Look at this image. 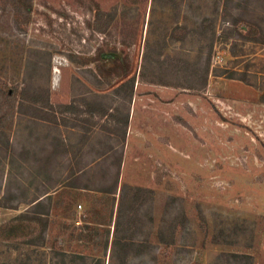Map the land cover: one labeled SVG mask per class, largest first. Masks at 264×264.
<instances>
[{
  "label": "rangeland",
  "instance_id": "1",
  "mask_svg": "<svg viewBox=\"0 0 264 264\" xmlns=\"http://www.w3.org/2000/svg\"><path fill=\"white\" fill-rule=\"evenodd\" d=\"M31 4L0 0V224L47 188L50 212L40 244L25 242L35 224L0 239V264H215L222 252L264 264V43L235 30L264 31V0ZM105 52L127 76L101 73ZM130 77L128 98L116 88ZM37 88L53 107L30 101ZM86 101L128 113L124 141ZM121 152L116 193L96 190ZM125 185L146 189L133 206Z\"/></svg>",
  "mask_w": 264,
  "mask_h": 264
},
{
  "label": "trees",
  "instance_id": "2",
  "mask_svg": "<svg viewBox=\"0 0 264 264\" xmlns=\"http://www.w3.org/2000/svg\"><path fill=\"white\" fill-rule=\"evenodd\" d=\"M9 4H12L15 6V8L23 12L25 14H29L30 9L32 8V0H7ZM95 21L97 23V29L99 31L105 30V28L109 25L111 18L105 19L103 12L98 11L95 16ZM235 30L237 33L244 39L247 40H255L259 41L261 43H264V31L263 28L253 22H247L245 25V28L243 27H236ZM112 67L108 70H103L98 64V67L101 71V73H104L106 75H112V74H120V76L125 77L127 76L129 72V62L125 60L124 58L116 57L112 60ZM151 70H155L157 65L155 66L151 61L147 65ZM146 64H143V67L146 69ZM208 67V64L206 65V68ZM144 72H141V75H143ZM154 79V78H153ZM151 80L154 82L155 80ZM133 83H134V77H130L123 81L117 88L116 92H119L122 89H127V97L130 98L133 90ZM158 83L166 84V85H175L179 86V84H171L169 82H161ZM206 83V78H202V86H204ZM195 86L193 84L188 85L187 88H194ZM26 89H23L21 93H25ZM8 95V92H6ZM30 101L34 103H41L50 107H53L52 104L48 101V96L44 95L41 91V89L37 88L33 91L32 95H30ZM87 108L86 111L90 115H94L95 113L101 115V116H110L113 120H115L116 123H118L120 126H115V130L113 131H120V135L122 140H125L126 135V129L129 124V116L128 113L123 115H116L111 112H109L102 104L100 103H94V102H85ZM43 107V106H42ZM61 111L72 109V104H60L59 105ZM41 109V108H40ZM7 144L9 143L8 140ZM57 146V144H56ZM121 157L122 152L120 153L117 161H116V170L114 172V175L112 177V181L110 184L106 186H100L96 188V190L109 193V194H115L118 188V179L120 174V165H121ZM48 158V157H46ZM45 166V165H44ZM46 167V166H45ZM79 171V170H78ZM74 182H77L78 177L74 178ZM72 181V182H73ZM70 182L71 185L76 186V184L73 182ZM77 187V186H76ZM132 192L131 200H132V206L140 200L141 193L146 191L145 188L140 186H131V185H125L121 189L120 198H122V194L126 191ZM5 195V196H4ZM7 194H3L4 198ZM51 198L50 190L49 188L44 189L41 193L38 195H35L33 198H31L27 203L29 205L26 210L19 212L17 215L13 216L10 220L0 224V239H12V237L20 235V234H26V230L30 225L35 224L38 228L35 235L28 236L25 240L28 244H37L41 243L44 240V234L48 226V215L50 212V203L49 200ZM13 199L7 200L6 203H4V207L8 208H17L16 201L12 202ZM29 235V234H28ZM126 247L130 246V243H124ZM221 260H225L227 264H252V256L249 254L244 253H236V252H222L218 254L217 256V263L218 264Z\"/></svg>",
  "mask_w": 264,
  "mask_h": 264
},
{
  "label": "water",
  "instance_id": "3",
  "mask_svg": "<svg viewBox=\"0 0 264 264\" xmlns=\"http://www.w3.org/2000/svg\"><path fill=\"white\" fill-rule=\"evenodd\" d=\"M116 57H119L117 54H115L114 52H110V53H102L100 58L103 60H110L112 61L113 59H115ZM120 58V57H119Z\"/></svg>",
  "mask_w": 264,
  "mask_h": 264
},
{
  "label": "crops",
  "instance_id": "4",
  "mask_svg": "<svg viewBox=\"0 0 264 264\" xmlns=\"http://www.w3.org/2000/svg\"><path fill=\"white\" fill-rule=\"evenodd\" d=\"M68 186H70V185H68ZM71 186H73V187H74V185H71Z\"/></svg>",
  "mask_w": 264,
  "mask_h": 264
},
{
  "label": "built area",
  "instance_id": "5",
  "mask_svg": "<svg viewBox=\"0 0 264 264\" xmlns=\"http://www.w3.org/2000/svg\"><path fill=\"white\" fill-rule=\"evenodd\" d=\"M78 207H80V205H78Z\"/></svg>",
  "mask_w": 264,
  "mask_h": 264
}]
</instances>
